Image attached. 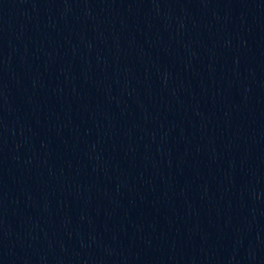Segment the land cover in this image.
<instances>
[{
	"label": "water",
	"instance_id": "95a60500",
	"mask_svg": "<svg viewBox=\"0 0 264 264\" xmlns=\"http://www.w3.org/2000/svg\"><path fill=\"white\" fill-rule=\"evenodd\" d=\"M0 264H264V0H0Z\"/></svg>",
	"mask_w": 264,
	"mask_h": 264
}]
</instances>
